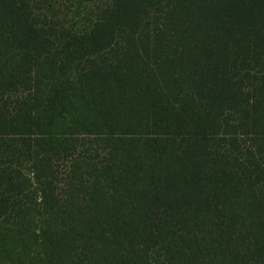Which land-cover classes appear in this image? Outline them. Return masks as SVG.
Returning <instances> with one entry per match:
<instances>
[{
  "label": "trees",
  "instance_id": "1",
  "mask_svg": "<svg viewBox=\"0 0 264 264\" xmlns=\"http://www.w3.org/2000/svg\"><path fill=\"white\" fill-rule=\"evenodd\" d=\"M0 264H264V0H0Z\"/></svg>",
  "mask_w": 264,
  "mask_h": 264
}]
</instances>
